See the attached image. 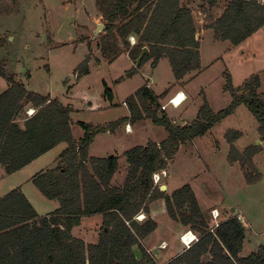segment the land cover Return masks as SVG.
Here are the masks:
<instances>
[{
	"label": "trees",
	"instance_id": "16d2710c",
	"mask_svg": "<svg viewBox=\"0 0 264 264\" xmlns=\"http://www.w3.org/2000/svg\"><path fill=\"white\" fill-rule=\"evenodd\" d=\"M195 1L96 0L105 27L98 49L109 63L127 53L135 64L147 48L149 53L141 66L134 67L127 77L136 75L148 62L156 68L166 59L176 84L183 85L188 76L202 72L200 40L189 7ZM221 2L226 3L225 9L221 16L215 17L213 10ZM201 10L205 15L204 28L214 33L215 40L233 46L241 45L264 27V6L256 0H207ZM90 61L91 53L77 69L78 79L89 74ZM0 75L7 80V89L0 95V167L6 174L14 175L60 144L67 145L54 169L31 179L44 199L59 204L57 210L40 217L21 188L0 198V264H159L155 255L148 254L143 247V241L158 228L149 216L153 203L161 200L165 202L168 218L199 238L166 264H264V246L240 257L248 237L237 217L219 222L214 228V221L210 222L203 214L190 186L168 195L153 180L154 174L169 168L181 147L207 135L241 106L257 120L258 134L264 143V99L259 94L262 84L258 75L239 88L228 79L224 91L231 95L232 102L218 113L211 109L202 93L203 105L196 119L182 127L174 125L161 111L160 102L170 88L156 95L146 85L126 101L129 117L97 127L79 122L84 136L78 142L73 138L74 123L69 108L50 96L28 91L1 67ZM103 85L105 99L113 102L112 91L106 83ZM28 107L36 112L21 128L17 119ZM144 120L163 128L168 137L160 144L150 142L125 152L126 180L116 187L113 179L120 171V157L90 158L89 147L100 133L113 132L127 121L135 124ZM241 137L237 131L225 134L230 145L228 163L239 164L247 185L254 186L263 179L253 161L262 147L251 146L241 152L234 145ZM140 214L146 216L143 222L135 220ZM96 215L103 217L99 240L86 244L73 232L84 218ZM206 257L210 260L206 261Z\"/></svg>",
	"mask_w": 264,
	"mask_h": 264
},
{
	"label": "rangeland",
	"instance_id": "374dc122",
	"mask_svg": "<svg viewBox=\"0 0 264 264\" xmlns=\"http://www.w3.org/2000/svg\"><path fill=\"white\" fill-rule=\"evenodd\" d=\"M61 1L0 0V67L7 75L15 76L16 81L25 85L28 91L55 98L64 107L69 108L74 121H77L73 125V138L78 139L83 137L84 132L78 125L79 122L97 127L102 122L110 123L120 119L126 113L125 107L122 106L123 101L125 99L127 101L133 91L143 87L145 80L141 75L127 77L125 59L120 58L115 63H109L102 56L98 43L103 33L98 37L94 36L97 29V26H94L95 4L90 5L91 2L85 0V8H87L85 10L78 5L63 6ZM69 1L73 2V0ZM206 5L207 0H196L193 8L196 28L200 34L202 72L199 75H192L191 78L188 77L183 88L190 95V100L182 108L186 121L194 119L203 105L202 93L205 94L215 113L229 107L232 98L224 91L228 79L235 88H239L246 80L258 75L262 84L259 94L264 99V27L239 46H233L229 42H219L215 40L212 31L204 28L205 15L202 14L201 9ZM224 5L226 3L221 2L213 10L215 17H218ZM96 22L104 25L101 20ZM89 53L92 61L89 63V74L78 79L77 69ZM154 69L145 64L140 72L146 76L152 75L150 78L156 92L160 93L169 88L172 91L176 85L171 87L175 79L169 62L164 60L157 70ZM104 83L107 89L116 94L114 102L105 99ZM177 85L176 87H182L181 84ZM6 89L7 80L0 75V95ZM89 101L94 105L93 110L85 107ZM161 105L165 104L161 103ZM26 112L27 110L17 119L20 125L22 121L25 124L28 118ZM169 112L172 116L178 114V111H173L172 108ZM228 131L242 134L235 143L237 149L257 146L260 142V139L257 140L259 135L257 120L245 106H241L232 116L215 125L207 135L199 137L200 139L196 138L194 144H187L185 148L180 149L166 170V176L170 174V181L163 179L158 187L161 189L167 186L169 195L184 186H190L201 208L208 209L210 214L214 206L221 209L219 222L233 216L240 218L239 221L245 227L250 241L249 244L246 243L243 251V257H247L264 246V182L248 186L241 166L229 165L227 156L230 145L225 139ZM104 134L100 133L96 136L99 137L91 152L93 156L98 157H120V171L114 179V184L123 181L125 164H127L123 157L126 149L143 145L148 139L159 141L167 138V132L163 128L151 125L147 130L128 137L118 134L117 138L111 139ZM108 143L109 145H105ZM60 145L47 159H43V163L39 166L50 165L49 169H54L51 168L54 165L52 161L56 155H61L60 148L66 146L64 143L62 147ZM258 147H262L261 144ZM254 163L264 178V154L257 156ZM35 175L26 170L24 173L10 176L0 167V198L16 188H23L28 196L34 194L44 204L45 209L38 210L42 213L41 216L46 212L57 210L59 204L44 199L30 183L29 179ZM29 197L32 202L35 201L32 195ZM208 220L211 222L209 215ZM156 222L158 228L154 233L155 237H163L168 247L163 250L167 254L164 252L163 255L155 256V260L159 264H165L170 258L175 257L176 252L173 250L175 244L176 247L178 246L177 251L180 252L184 251L185 247L181 240L173 236L174 230L169 231L172 222L165 211L161 212L159 206L156 207ZM97 224V218L85 220L73 234L84 240L86 244H93L100 233ZM146 245H148L147 251L153 250L152 245L150 246L147 241ZM153 245H157V242ZM180 246L182 248H179ZM136 253L140 257L137 249ZM205 260H210V257H206Z\"/></svg>",
	"mask_w": 264,
	"mask_h": 264
},
{
	"label": "crops",
	"instance_id": "0c3cea01",
	"mask_svg": "<svg viewBox=\"0 0 264 264\" xmlns=\"http://www.w3.org/2000/svg\"><path fill=\"white\" fill-rule=\"evenodd\" d=\"M87 1V0H86ZM88 1H90L91 3H90V5L91 4H95V14H96V19H95V22H94V26L96 27L97 25H98V23L96 22V21H98L99 20V22H100V20L101 21H103V17H102V14L98 11V8H97V5H96V0H88ZM87 1V2H88ZM182 1H187V0H182ZM196 2V1H195ZM195 2L194 3H192L191 5H189V7H190V9L192 10V13H193V17H194V20H195V23H197L196 22V19H195V15H194V11H193V8L195 7ZM61 3H62V5L63 6H67V4H70V5H78V6H80V7H82V8H84L85 10L87 9V8H85V0H73V2L71 3V1H69V0H62L61 1ZM89 4H88V6H90ZM225 6L226 5H224L222 8V11H220V13H219V15H218V17L219 16H221L222 15V13H223V11H224V9H225ZM100 24H102V23H100ZM203 33H205L204 31H202ZM199 30L197 29V38L199 39ZM246 42V41H245ZM243 44V43H242ZM120 58H122V59H125V61L127 62V71L126 72H129V71H131L134 67H135V64H134V62L130 59V57H129V55L126 53V54H124V55H122L121 57H119L117 60H119ZM117 60L116 61H114V63L115 62H117ZM164 60H166V59H162L160 62H159V64L157 65V67L154 69L153 67H152V62H148V63H146L148 66H149V68H151V69H154V70H157L158 69V67H159V65L164 61ZM168 61V60H167ZM92 62V61H91ZM137 75H141L142 76V78L145 80V84H144V86H146V85H148V87L156 94V95H161L162 93H164L166 90H164V91H161L160 93H158V92H156L155 90H154V87H153V83H152V81H151V76L152 75H143V74H141V72H140V70L138 71V73L136 74V76ZM193 75H195V74H193ZM134 77V76H133ZM188 77H192V75H190V76H188ZM187 77V78H188ZM187 78L184 80V82H186L187 81ZM134 79V78H133ZM127 82V81H126ZM174 85H176V86H178L177 84H176V82L174 81V84L172 85L171 84V87H173ZM143 86V87H144ZM176 86H174V88L172 89V91H171V88H170V90H169V93H168V95L166 96V98L162 101L161 100V102H160V104L161 103H163V104H165V105H167L168 103H169V101H170V99H172L173 97H175L179 92H182V93H184V95H186V97L188 98V100L186 99V101L180 106V107H178V108H174V107H172V106H168L167 107V109H166V114H167V116L169 117V119L171 120V121H173V123L174 124H176L177 126H185V125H188V124H190V123H192L195 119H196V117H197V115H196V117L194 118V119H191L190 121H186V119L184 118V115H183V111H182V108L184 107V105H185V103H187L189 100H190V95L187 93V91H185L183 88H185V83L183 84V85H181L182 87H176ZM143 87H139L138 89H137V91H133L132 92V95H130L129 97H132V96H134L140 89H142ZM170 87V86H169ZM168 90V89H167ZM113 96H114V99H113V102L115 101V98H116V94H113ZM53 99H55V98H53ZM122 106L123 107H125V109H126V113H124V115L120 118V119H118L117 121H119V120H121V119H123V118H127V117H129V115H130V113H129V110H128V107H127V105H126V99L123 101V103H122ZM162 106V105H161ZM86 108H88L89 110H93L94 109V105L92 104V102L91 101H89L87 104H86V106H85ZM105 107V106H104ZM106 108H108V107H106ZM170 108H172V110L173 111H178L177 113V115L176 116H172L171 115V113L169 112V110H170ZM30 109H34L33 107H28V108H26V110L28 111V110H30ZM102 109V108H101ZM200 110V109H199ZM199 110H198V112H199ZM180 111H182V112H180ZM22 114V113H21ZM20 114V115H21ZM198 114V113H197ZM19 115V116H20ZM72 113H71V118H72V121H73V123L75 124V122H77V121H74V119H73V117H72ZM117 121H114V122H117ZM114 122H110V123H100V124H98L97 126H104V125H108V124H113ZM82 123H84V122H82ZM18 124H19V121H18ZM20 125V124H19ZM130 126V128H127V126ZM150 125L151 126H153L154 127V125L152 124V122L150 121V120H144V121H140V122H137V123H135V124H132V123H130L129 121H127V122H125V123H123L122 125H120L116 130H114L113 132H106L104 135L105 136H108V137H110L111 139L112 138H117L118 137V134L119 135H123V136H125V137H128V136H131V135H134V134H136V133H138V132H140V131H142V130H147V128H150ZM20 127L21 128H24V121H22V124L20 125ZM72 134H73V126H72ZM83 136H84V132H83ZM99 137V136H98ZM98 137H96L94 140H93V142L91 143V145H90V147H89V157L90 158H104V157H98V156H93L92 155V150H91V148L94 146V144H95V141L97 140V138ZM167 137H168V135H167ZM83 137L81 136V137H78V139H75L77 142L79 141V140H81ZM167 138H165V139H162V140H159V141H154L153 139H148V140H146L145 142H144V144L143 145H138L137 147H145V146H147L150 142H153V143H156V144H160V143H162L163 141H165ZM198 139H200V138H198ZM258 139H260V136L258 135L257 136V140ZM109 141V140H108ZM197 141V139H194L192 142H190V143H195ZM260 142H261V139H260ZM190 143H188V144H190ZM65 144V143H64ZM62 145V144H61ZM60 145V147H62ZM105 145H109V143L108 144H105ZM229 145V144H228ZM235 145V144H234ZM261 146H262V152L260 153V154H258L257 156H259V155H261V154H264V143H262L261 142ZM66 147H67V145L65 146V148H60V152H61V154H62V152L66 149ZM258 147V146H257ZM135 148V147H134ZM183 148H185V146L184 147H181L180 149H183ZM247 147H244L243 149H238L239 151H241V152H243L245 149H246ZM133 149V148H132ZM55 149H53L52 151H50V152H48L46 155H44L43 157H41V158H39L38 160H36V161H34L33 163H31L30 165H28L27 167H25L24 169H22L21 171H19V172H17V173H15L14 175H16V174H18V173H24L26 170L27 171H31L33 174L35 173V174H37V173H39V172H45V171H47V170H50L49 169V167H50V165H49V167H43L42 166V164L39 166V164L40 163H43V159H47V157H49L51 154L50 153H52L53 151H54ZM128 150H130V149H126L124 152H127ZM229 151H230V146H229V149H228V155H229ZM124 152H123V154H124ZM256 156V157H257ZM58 157H59V155L57 156L56 155V158L52 161L53 162V166L51 167V168H55L56 166H57V159H58ZM256 157H254V159H253V161L255 160V158ZM49 159V158H48ZM41 161V162H40ZM227 161H228V156H227ZM230 165V164H229ZM237 165V164H236ZM256 165V164H255ZM231 166V165H230ZM125 171H124V175H123V181H121L120 182V184H114V179H115V177H116V175L118 176V173L115 175V177H114V179H113V185L114 186H116V187H119V186H122L124 183H125V180H126V176H127V173H126V169H127V164H125ZM242 171V170H241ZM167 173V172H166ZM163 179H169V181H170V174L168 175V176H166L165 178L163 177V178H161V180H163ZM31 180V178L29 179V181ZM264 182V178L262 179V181H261V183L260 184H262ZM30 183H32L31 181H30ZM23 189V188H22ZM23 191V193L25 194V196H26V198L29 200V202L32 204V206L34 207V209L36 210V212L38 213V215L40 216V217H43L44 215L45 216H48V215H50L51 213H53V212H46V214H44V215H42L41 216V212H39L38 210L39 209H45V206H44V204H42V202L38 199V197H36L34 194H29V196H31L32 195V198L35 200V201H31V199H30V197L28 196V194H27V192H25L24 190H22ZM38 191V190H37ZM166 191H167V193H168V187L166 186ZM169 195H171V194H169ZM198 202H199V200H198ZM199 205H200V202H199ZM157 206H159L160 207V209H161V212H163V211H165V213H166V205H165V202L163 201V200H161V201H158V202H155V203H153V205L151 206V212H150V218L151 219H153L154 221H156V207ZM200 208H201V206H200ZM241 208V207H240ZM50 210V209H49ZM201 210H202V212H203V214L206 216V217H208V215H209V217H211V221H214L213 220V218H212V214H210L209 212H208V209L207 210H204L203 208H201ZM214 210H217L218 212H219V214H220V210L221 209H218V207H213L210 211H211V213H212V211H214ZM234 212V208L232 209V213ZM208 214V215H207ZM226 215V214H225ZM234 215V214H233ZM228 215H226V217H227ZM225 217V216H224ZM229 217V216H228ZM91 218H97L98 219V224L97 225H99L98 226V229H101V226H102V223H103V217H102V215H96V216H92V217H90V218H84L83 219V221H82V224H83V222L85 221V220H89V219H91ZM220 218H221V214H220ZM226 219H228V218H225L224 220H226ZM172 222V221H171ZM81 224V225H82ZM172 228L171 229H169V231L171 232L172 230H174V232H175V234L173 235V236H175V237H177V239L178 240H180V237H182L185 233H187V232H190L191 230L190 229H187V228H184L181 224H179V223H175V222H172V226H171ZM192 232V231H191ZM155 233V232H154ZM152 234V235H150L145 241H143V247L147 250V248L146 247H148V245H146L145 246V242L147 241V243L151 246V248L153 249V253L155 254V256H160V255H163L164 254V252L165 251H163V250H160L159 249V246L161 245V244H163V243H166L167 245H168V243L166 242V241H164L163 240V237H155V234ZM100 234V233H99ZM165 237V236H164ZM80 239V238H79ZM82 240V239H81ZM95 243H93V244H96L97 242H98V240H99V237L97 236L96 238H95ZM84 241V240H83ZM174 241V240H173ZM156 242H157V245H153L154 243L156 244ZM248 243L247 244H249V242L250 241H247ZM179 248H182L181 246L179 247ZM173 250L176 252V254H175V256H178V255H180V254H182L184 251H177L178 250V246L176 247V244H175V246H174V248H173ZM165 254H167L166 252H165ZM137 257H138V255H137ZM240 257H243V253H241V255H240ZM139 258V257H138ZM166 264V263H165Z\"/></svg>",
	"mask_w": 264,
	"mask_h": 264
},
{
	"label": "built area",
	"instance_id": "2783aa9c",
	"mask_svg": "<svg viewBox=\"0 0 264 264\" xmlns=\"http://www.w3.org/2000/svg\"><path fill=\"white\" fill-rule=\"evenodd\" d=\"M256 2L261 5L264 6V0H256ZM130 41H132L131 43L135 44V39L131 38ZM179 95V94H178ZM176 95V96H178ZM186 101V99H184L181 103H184ZM172 106L174 108L180 107V106H175V104H173V99H170L169 103L167 105H164L161 107V111L166 112V109L168 106ZM36 110L35 109H30L26 112L28 117H32L35 114ZM127 128H130V126L128 125ZM167 173L166 171H162L159 173L154 174L153 176V180L155 185H159L161 182V178L162 177H166ZM212 218L214 220V228H217L219 226V218H220V214L217 210L212 211ZM146 219V216L144 214H140L138 215L135 220L138 222H143ZM240 220V218H238ZM211 232H214V229L211 230ZM181 243L184 245L185 250L189 249L190 247H192L194 244H196L199 241L198 236L194 233V232H187L185 233L181 238ZM168 247V245L166 243H163L159 246L160 250H166ZM153 250L152 251H148V254L152 255ZM154 254V253H153Z\"/></svg>",
	"mask_w": 264,
	"mask_h": 264
},
{
	"label": "water",
	"instance_id": "95a60500",
	"mask_svg": "<svg viewBox=\"0 0 264 264\" xmlns=\"http://www.w3.org/2000/svg\"><path fill=\"white\" fill-rule=\"evenodd\" d=\"M104 28H105V27H104L103 24H98V25H97V29H96V31L94 32V36H95V37H98L99 34H101V33L104 32ZM148 53H149V50H148L147 48H144V49H143V52H142V54H141V56L137 59V61H136V63H135V67H136V68H139V67L141 66L144 57H145ZM260 144H261V142H258V143H257V146H259ZM161 191H162V192H165V191H166V186H163V187L161 188Z\"/></svg>",
	"mask_w": 264,
	"mask_h": 264
},
{
	"label": "bare ground",
	"instance_id": "6f19581e",
	"mask_svg": "<svg viewBox=\"0 0 264 264\" xmlns=\"http://www.w3.org/2000/svg\"><path fill=\"white\" fill-rule=\"evenodd\" d=\"M179 94V95H178ZM177 95L178 96H175L173 97V104H175V106H180L182 105L183 103H181L184 99H187L186 95H184V93L182 92H179ZM178 108V107H177Z\"/></svg>",
	"mask_w": 264,
	"mask_h": 264
}]
</instances>
